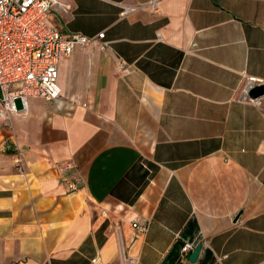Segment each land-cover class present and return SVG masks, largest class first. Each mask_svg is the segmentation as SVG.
<instances>
[{"label": "crops", "instance_id": "0c3cea01", "mask_svg": "<svg viewBox=\"0 0 264 264\" xmlns=\"http://www.w3.org/2000/svg\"><path fill=\"white\" fill-rule=\"evenodd\" d=\"M57 1L103 36L0 124V264H264V0Z\"/></svg>", "mask_w": 264, "mask_h": 264}, {"label": "built area", "instance_id": "2783aa9c", "mask_svg": "<svg viewBox=\"0 0 264 264\" xmlns=\"http://www.w3.org/2000/svg\"><path fill=\"white\" fill-rule=\"evenodd\" d=\"M155 7V0L148 1ZM57 0H0V121L5 125L10 114L24 107L30 96L54 99L59 94L57 85L58 61L68 55L76 45L92 43L102 37L103 31L86 35L77 31L63 33L57 25L47 21L46 15ZM64 8L68 4L63 5ZM123 5L120 14L127 11ZM105 41L98 42L103 48ZM64 171L72 172V160L58 165ZM67 186H75L72 176ZM139 231L145 224L131 221ZM193 243L185 241L180 252L186 255Z\"/></svg>", "mask_w": 264, "mask_h": 264}, {"label": "water", "instance_id": "95a60500", "mask_svg": "<svg viewBox=\"0 0 264 264\" xmlns=\"http://www.w3.org/2000/svg\"><path fill=\"white\" fill-rule=\"evenodd\" d=\"M246 94L248 97L255 98L258 97L262 94H264V83H255V84H250L247 87ZM201 242H197L193 248L189 251L188 253V259L190 261L195 260L197 257L199 248H200Z\"/></svg>", "mask_w": 264, "mask_h": 264}, {"label": "rangeland", "instance_id": "374dc122", "mask_svg": "<svg viewBox=\"0 0 264 264\" xmlns=\"http://www.w3.org/2000/svg\"><path fill=\"white\" fill-rule=\"evenodd\" d=\"M0 124H2V125H5L4 123H2L1 121H0Z\"/></svg>", "mask_w": 264, "mask_h": 264}]
</instances>
